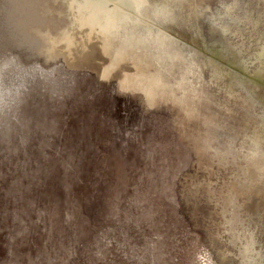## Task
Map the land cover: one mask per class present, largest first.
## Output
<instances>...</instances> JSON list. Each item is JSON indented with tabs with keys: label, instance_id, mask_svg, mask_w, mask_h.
<instances>
[{
	"label": "rangeland",
	"instance_id": "rangeland-1",
	"mask_svg": "<svg viewBox=\"0 0 264 264\" xmlns=\"http://www.w3.org/2000/svg\"><path fill=\"white\" fill-rule=\"evenodd\" d=\"M129 1L0 0V264H264V0Z\"/></svg>",
	"mask_w": 264,
	"mask_h": 264
},
{
	"label": "bare ground",
	"instance_id": "bare-ground-1",
	"mask_svg": "<svg viewBox=\"0 0 264 264\" xmlns=\"http://www.w3.org/2000/svg\"><path fill=\"white\" fill-rule=\"evenodd\" d=\"M67 1H70V0H67ZM118 1L121 3H124L126 6H128L131 3V1H129V0H118ZM136 1H137L136 5H139V6H141L142 3L145 2V0H136ZM102 4H103L102 2L99 3V5L101 6L100 7L101 9H102ZM82 7H84V4H82L80 6L81 10H79V12H81V13H78V11H76L74 13V14H76V17L83 16ZM100 8L95 7V9H93V11L90 12V14L86 15V20H88L87 24H83V26L80 25L78 27V30L80 28H83L82 31L85 35L84 36L82 35V36L83 37L86 36V40L88 41V43L94 42L95 39L99 38L100 34L104 33L110 27H112V24H108V26H104L103 24H98L97 20L102 21V18H103V16H102L103 13L100 11ZM33 29L34 30L32 32L35 34H40L41 38H43L44 40L52 41L51 48L47 53L48 57H50L49 55L52 53L54 48L57 47L58 44L65 43L63 38H61V36H59V35L53 34L52 32L50 33L49 31L41 32L39 28H37V29L33 28ZM39 46L40 45H38V44H35V45L29 44L28 45V47H31V51L33 54H37V52L41 51L39 49L40 48ZM50 60L58 62L56 58L54 59V57L52 59L50 58Z\"/></svg>",
	"mask_w": 264,
	"mask_h": 264
},
{
	"label": "snow or ice",
	"instance_id": "snow-or-ice-1",
	"mask_svg": "<svg viewBox=\"0 0 264 264\" xmlns=\"http://www.w3.org/2000/svg\"><path fill=\"white\" fill-rule=\"evenodd\" d=\"M94 2H95V0H94Z\"/></svg>",
	"mask_w": 264,
	"mask_h": 264
}]
</instances>
